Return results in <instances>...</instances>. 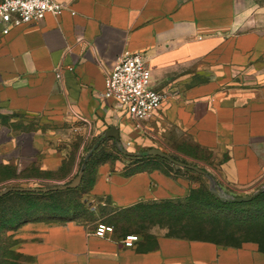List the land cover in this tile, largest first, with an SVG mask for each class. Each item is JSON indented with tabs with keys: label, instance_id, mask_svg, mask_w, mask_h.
I'll use <instances>...</instances> for the list:
<instances>
[{
	"label": "crops",
	"instance_id": "crops-1",
	"mask_svg": "<svg viewBox=\"0 0 264 264\" xmlns=\"http://www.w3.org/2000/svg\"><path fill=\"white\" fill-rule=\"evenodd\" d=\"M59 1L61 16L0 29V108L78 122L104 143L127 148L133 139L142 150L129 152L136 159L122 153L131 170L110 161L94 166L82 201L67 215L43 210L22 222L19 245L7 249L15 257L6 262L264 264V213L217 206L205 218L199 199L190 200L200 181L185 178L200 174L166 172L167 161L144 156L147 147L166 152L170 128L177 127L207 151L215 164L203 157L200 163L225 192L246 197L264 186V0ZM125 52L145 57L152 87L166 97L143 129L102 96L106 74ZM111 127L120 130V143L105 138ZM183 172L188 175L178 177ZM100 197L119 211L171 209L127 248L118 235H95L99 215L91 216L83 202Z\"/></svg>",
	"mask_w": 264,
	"mask_h": 264
},
{
	"label": "rangeland",
	"instance_id": "rangeland-1",
	"mask_svg": "<svg viewBox=\"0 0 264 264\" xmlns=\"http://www.w3.org/2000/svg\"><path fill=\"white\" fill-rule=\"evenodd\" d=\"M170 129L173 135L164 147L165 153L180 162L200 168L210 176L211 171L200 163V157H203L207 164H215L211 162L212 158L207 151L201 150L200 144L185 136L180 128ZM149 140V144L161 145L159 139L149 138ZM126 143H128L127 148L117 147L112 141L104 143L99 137H93V133H90L88 128L84 129L78 122L53 120L44 116H27L21 113L12 114L0 108V191L8 188L63 186L71 183L82 170L86 171L92 165L89 173L91 179L94 166L106 160L112 162L115 168L129 170L133 167L130 161L121 157L123 151L138 152L142 149L133 147V139L126 140ZM154 148L159 149L147 147L145 150ZM162 169L166 172H174L176 166L168 163ZM185 172L178 177L187 176ZM193 174L185 178L189 181H200V184L207 186L210 191L215 190L218 183L215 179H210L204 174ZM214 207L211 208L215 210ZM249 210L250 208L246 209ZM122 215L115 213L112 206L103 208L100 214L106 223L115 224L121 234L140 230L137 219L126 218L123 224L120 223L119 221L124 218ZM151 223L152 221L147 224ZM19 231L15 229L4 234L0 233V239L4 244L6 242L7 247L13 244L19 245L20 242L15 239ZM4 256L6 260L10 254H1L0 260H4ZM12 256L15 257V254Z\"/></svg>",
	"mask_w": 264,
	"mask_h": 264
},
{
	"label": "built area",
	"instance_id": "built-area-1",
	"mask_svg": "<svg viewBox=\"0 0 264 264\" xmlns=\"http://www.w3.org/2000/svg\"><path fill=\"white\" fill-rule=\"evenodd\" d=\"M64 10L59 0H0V29L8 32L16 27L39 23L49 14L61 16ZM58 78H62L61 74ZM102 96L114 101L140 129H143L144 122L162 110L166 98L152 87V73L145 57L131 52H125L106 74ZM215 190L225 192L217 185ZM110 234H114L113 227L98 224L96 236L105 238ZM139 240L138 235L131 234L122 243L132 248Z\"/></svg>",
	"mask_w": 264,
	"mask_h": 264
},
{
	"label": "trees",
	"instance_id": "trees-1",
	"mask_svg": "<svg viewBox=\"0 0 264 264\" xmlns=\"http://www.w3.org/2000/svg\"><path fill=\"white\" fill-rule=\"evenodd\" d=\"M145 159L153 160L154 158L148 157L147 154L144 155ZM133 159H136V155H131ZM107 161V160H106ZM166 162V161H165ZM101 163H105L102 161ZM167 164L169 162H166ZM194 172V171H192ZM89 175V173H88ZM87 175V171H85L82 184L77 189L66 190V191H50L49 193H35V192H12L5 196L4 198L0 199V233L4 234L8 231H12L18 228L22 224V222L32 218V216L37 215L38 212L43 210H57V212L63 217L67 215L72 209L71 207L79 204L83 199V186H87L90 184L92 180H89ZM54 188V187H53ZM45 189V188H41ZM52 189V188H46ZM231 196L230 193H227ZM238 197V196H236ZM196 198L200 201V215L203 214L205 218L210 213L218 211L217 206H221L220 211H225L224 208L226 206H233L235 208L245 207L250 208L249 212L253 214L256 213H264V193L254 199L251 203L247 204H232V203H225L218 200L212 192L208 189L207 186L201 185L198 192H195L190 196V200L194 201ZM83 206L85 210L91 213V216L94 217V213H98L99 223H104L114 228V235H118L122 240L126 238L128 235H138L145 231L149 224L148 222L152 221L151 224L157 223L160 221L164 216H166L167 209H171L168 204L163 206H136L130 209L119 211L113 202L108 197H100L97 198L95 201L91 199H87L83 202ZM107 206H112L114 208L115 213L123 214L122 220L120 223H124L126 218L137 219L139 221V231L131 232L127 234L119 233V229L116 228L115 224L106 223L104 218H101L100 214L103 208ZM214 207L213 210L211 207ZM95 218V217H94ZM212 218V217H209ZM124 219V220H123ZM204 222H209L208 219H205ZM96 226V228H97ZM96 230V229H95ZM9 247V246H8ZM8 247L6 246V242L0 239V258L1 254H10L7 252ZM6 250V251H5ZM13 255L12 253L10 254ZM0 260V264H8L9 262L5 260ZM7 259V258H6Z\"/></svg>",
	"mask_w": 264,
	"mask_h": 264
},
{
	"label": "water",
	"instance_id": "water-1",
	"mask_svg": "<svg viewBox=\"0 0 264 264\" xmlns=\"http://www.w3.org/2000/svg\"><path fill=\"white\" fill-rule=\"evenodd\" d=\"M105 138L107 139H113L116 143H120L121 141V134L120 130L117 127H111L107 132L105 133ZM125 155L131 156L134 154H131L129 152L123 151ZM147 155L149 157H154V158H160L162 160H165L171 164H174L176 168H184L190 171H194L198 174H204L207 176V173L201 170L200 168L189 165L183 162H180L176 159H174L172 156L168 155L167 153L163 152L162 150L159 149H151L147 152ZM85 174V170H82L79 175L69 184L59 186V187H54L52 189H41V188H8L3 191H0V199L4 198L8 194L12 192H35V193H49L50 191H66V190H72V189H77L81 186L83 177ZM212 194L220 201L225 202V203H250L254 199H256L258 196H260L262 193H264V187L259 189L257 192H255L253 195L246 196V197H236V196H231L225 192L222 191H217L213 190L211 191Z\"/></svg>",
	"mask_w": 264,
	"mask_h": 264
}]
</instances>
